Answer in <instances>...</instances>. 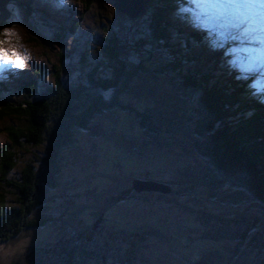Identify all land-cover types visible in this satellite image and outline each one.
I'll return each instance as SVG.
<instances>
[{"label": "trees", "instance_id": "1", "mask_svg": "<svg viewBox=\"0 0 264 264\" xmlns=\"http://www.w3.org/2000/svg\"><path fill=\"white\" fill-rule=\"evenodd\" d=\"M176 1L184 7L183 11L179 10V6L176 10L177 4L172 0H140L134 9H141V13L148 9L151 13L150 28L142 42L147 44L150 56L148 67L122 58L120 54L125 49L123 40L106 31L102 41L104 54L111 62L108 74L99 77L95 67L89 66L84 72L83 85L72 86L60 80L59 71L54 67L51 83L41 92L31 78L21 81L16 87L20 91L18 99L11 97L5 82H0V121L10 122L0 129L6 139L5 145H0V245L16 238L6 253V260L0 261V264H19L11 263L9 259L15 256L14 259L20 260L28 240L44 229L48 219L46 212L40 214L33 211L40 204L41 191L54 187L60 169V151L67 149L70 143V130L84 127V122L103 107L134 108L131 104H119L118 96L126 92L151 96L152 88L158 87L160 82L168 84L167 89L174 95L184 98L185 109L192 117V133L198 139L193 143L198 156L210 170L216 172L221 182L230 184L232 188L244 189L251 200L264 207V84H260L264 70H259L257 73L261 75L256 78L253 75L255 72H249L254 67L243 64L250 56L248 47L252 44L243 36V31L226 29L217 33L212 26H220L221 20L219 23L213 21L209 15L197 10L194 4L195 10L191 9V12L188 9L191 5L184 0ZM168 12L175 22L166 26L168 20L165 14ZM1 18L0 27L4 25ZM184 19L192 21L185 29L177 23L179 20L186 22ZM196 19L200 22L193 23ZM166 28L171 31V36ZM217 43L220 44V51L213 55L210 50ZM163 49L166 55L158 51ZM206 54L213 56L209 55V62L204 64ZM148 55L145 53L143 56ZM231 57L233 59L230 60ZM37 71L35 69L33 73ZM252 81L256 83L251 86ZM103 93L107 95L102 97ZM162 102L158 99L154 101L157 104ZM166 112L152 104L142 114L135 112L134 117L141 129L152 132L155 122L160 120L157 114L164 115ZM164 121L169 125L166 119ZM171 122L175 124L176 120ZM106 143L110 145V142ZM107 147L100 143V156L99 149L95 148L94 156L102 161L100 172L93 178L98 180L92 182L96 186L101 184L99 179L111 178L112 174L117 177H120L118 174H134L143 170V166H148L142 165L149 162L147 158H118L104 150ZM151 166L162 168L158 163ZM93 170L90 169V174ZM72 178L73 181L83 179V174ZM232 194L230 199H221L235 203L237 198ZM240 200L244 204L249 203V199L245 201L243 196ZM254 215L250 218L243 214L237 216L234 233L240 222L247 229H256L257 222L260 224L256 237L262 236L261 257H258L257 263L264 264V216L263 222L260 219L256 222ZM244 232L241 230L238 236L242 238ZM252 243L247 241V245L253 247Z\"/></svg>", "mask_w": 264, "mask_h": 264}, {"label": "rangeland", "instance_id": "2", "mask_svg": "<svg viewBox=\"0 0 264 264\" xmlns=\"http://www.w3.org/2000/svg\"><path fill=\"white\" fill-rule=\"evenodd\" d=\"M113 1L0 0V16L4 19V25L0 27V40L8 41L3 47L10 51L14 50L25 58L23 66L19 68L13 64L0 63V82L7 84L6 90L12 94L11 97L19 98L20 91L16 87L21 81L29 78L36 82L38 91H43V88L52 81L54 67L59 71L60 80L72 86L79 83L83 85L84 72L89 66L95 67L99 77L108 74L110 70L108 66L111 62L104 54L102 41L106 31L123 40L125 49L120 54L122 58L127 62H141L148 67L150 56L147 53V44L142 42L150 28L151 13L148 9L144 13H141L139 8L134 10L140 0H136L134 6L130 0H125L131 11L127 16L123 10L114 6L115 3L112 4ZM172 1L177 4L176 10L178 6L179 10H184L176 0ZM184 1L191 5L188 8L190 11L195 10L194 5L198 7L197 10H201L202 6L199 7L201 2L198 0ZM204 9L206 15H212L205 6ZM260 9L264 12L262 5ZM215 11L221 15H213L214 17L229 18L230 11L223 12L219 9ZM170 14V12L165 14L168 20L166 26L172 21L175 22ZM184 20L186 22L180 20L177 22L183 29L192 22L190 19ZM195 22L200 21L196 19L193 23ZM220 23L221 26H212L213 31L222 33L232 28L229 24ZM6 29L9 30V34H2ZM166 32L171 36L168 28ZM220 43L223 44L222 40ZM219 48L220 44L217 43L210 51L214 55L220 51ZM260 49L261 52L264 51V46L261 45ZM260 49L258 43L250 47L248 49L250 56L243 62L245 67L251 65L254 67V70L249 72H255L256 74L253 75L256 78L261 75L257 72L264 69V61L261 58L264 54L260 55ZM158 51L163 54L166 52L164 49ZM145 53L148 56L144 57ZM209 55L203 57L204 64L213 56L208 57ZM35 69L38 71L33 73ZM131 82L134 83V80ZM160 83L158 87L152 88L151 96H141L132 92L118 96L119 104H131L134 108L122 109L115 106L105 109L103 107L84 122V127L70 130V143L67 149L63 148L60 151V159H58L60 169L55 177L54 187L41 191L40 204L33 213L47 212L49 201L54 200L56 194L60 195L58 198H67L80 191L82 200L84 194H89L85 189L88 184L98 180L93 178L100 172L99 164L102 163L101 158L94 156L95 148L99 149L100 143L103 142L108 146L104 150H108L118 158L127 160L147 158L153 164L158 163L163 171L154 170L147 173L164 180L171 186V192L165 196L146 194L149 201L148 204L145 203L146 205H143L140 199L137 201L138 208L146 213H142L138 218L143 220L148 218L150 221H155L157 217L164 219L163 223L155 221L156 225L162 224L157 228V236L149 238L156 243H153V247L157 248L154 251L157 261L154 263L258 264L257 259L261 257L259 252L262 236L256 237L258 229L261 228L257 219L263 222L264 207L261 203L251 200L244 189L236 186L232 188L230 184L221 182L216 172L210 170L208 164L198 156L193 147V143L198 139L192 133V117L185 109L184 98L170 92L165 82ZM255 83L252 81L251 86ZM260 84H264L263 76ZM106 95L103 93L102 97ZM156 99L163 102L154 103ZM152 104L160 106L167 112L164 115L158 113L157 117L160 120L155 122L156 127L152 132H147L139 127L138 120L134 116L135 112L144 113L146 107ZM165 119L169 125L164 121ZM174 120H176L175 124L171 122ZM178 122L180 126L177 128ZM5 123L10 122L0 121V129ZM106 142H110V145ZM5 143L6 139L0 132V145ZM32 150L34 149L30 151ZM98 155H101L100 149ZM106 157L104 158L107 162ZM90 169L93 170L92 177H90ZM79 174H83V178L88 181L85 183L78 179L72 181V177ZM118 176L120 177L112 174L111 178L99 179L101 184L95 186V192L98 193L101 188L129 183L130 178L126 174H118ZM231 191L236 194H232ZM230 194L238 201L230 203L228 199H221L229 198ZM242 196L245 201L249 199L247 205L240 200ZM162 200L165 211L157 206ZM241 214L247 217H253L255 214L253 219L256 220L257 224H255L258 227L247 229L248 227L240 222L234 233V224L237 222L235 219ZM241 230H245L242 238L238 236ZM159 240L163 247L158 243ZM15 241L16 238H12L9 243L0 245V261L6 260V253ZM247 241H252L254 246L247 245Z\"/></svg>", "mask_w": 264, "mask_h": 264}, {"label": "flooded vegetation", "instance_id": "3", "mask_svg": "<svg viewBox=\"0 0 264 264\" xmlns=\"http://www.w3.org/2000/svg\"><path fill=\"white\" fill-rule=\"evenodd\" d=\"M142 165L148 166L127 175L129 183L101 188L98 193L94 183L88 184L85 191L89 194H84L83 200L80 191L67 198H58L60 195L56 194L55 199L49 201L44 229L28 240L20 260L11 256L9 261L19 264H159L154 263L157 248L153 243H156L149 238L157 236V228L164 219L157 217L155 221L162 223L156 225L154 220L138 218L145 212L138 208L137 201L140 199L146 205L149 203L146 194L165 196L171 192V187L167 183L169 187L165 192L133 189L132 179L165 184L164 180L147 173L149 169L161 172L162 168L151 166L150 161ZM162 202L157 206L165 211ZM158 243L163 247L160 240Z\"/></svg>", "mask_w": 264, "mask_h": 264}, {"label": "snow or ice", "instance_id": "4", "mask_svg": "<svg viewBox=\"0 0 264 264\" xmlns=\"http://www.w3.org/2000/svg\"><path fill=\"white\" fill-rule=\"evenodd\" d=\"M210 7L219 9L223 12L235 11L240 13L241 9H244V17H256L255 22L258 23V18L261 15L260 6L264 5V0H204ZM4 35L9 34V30H5ZM8 43L6 40H0V63L4 65L13 64L17 68L22 67L24 63V57L14 50H7L3 47Z\"/></svg>", "mask_w": 264, "mask_h": 264}, {"label": "water", "instance_id": "5", "mask_svg": "<svg viewBox=\"0 0 264 264\" xmlns=\"http://www.w3.org/2000/svg\"><path fill=\"white\" fill-rule=\"evenodd\" d=\"M132 5H135L134 0H130ZM136 2V0H135ZM116 8H119L120 10H123L126 15H130V6L125 3V0H114L112 4H114ZM131 187L135 190H159L161 192H165L168 190V186L160 183L158 181L153 180H141V179H132L130 181Z\"/></svg>", "mask_w": 264, "mask_h": 264}, {"label": "bare ground", "instance_id": "6", "mask_svg": "<svg viewBox=\"0 0 264 264\" xmlns=\"http://www.w3.org/2000/svg\"><path fill=\"white\" fill-rule=\"evenodd\" d=\"M126 1H129V0H126Z\"/></svg>", "mask_w": 264, "mask_h": 264}]
</instances>
